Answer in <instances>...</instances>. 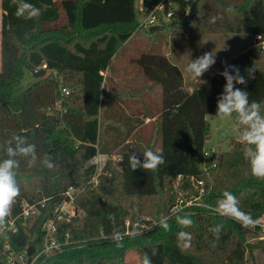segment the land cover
I'll use <instances>...</instances> for the list:
<instances>
[{"label": "trees", "instance_id": "1", "mask_svg": "<svg viewBox=\"0 0 264 264\" xmlns=\"http://www.w3.org/2000/svg\"><path fill=\"white\" fill-rule=\"evenodd\" d=\"M194 1L164 0L163 12L158 11L160 18L173 8L170 2L178 8L170 18L161 19V26L155 31L168 36L189 29L185 27L186 10ZM18 2L49 7L38 18L25 19L16 15L18 5L12 0H1L0 144L14 134L24 135L36 145L39 159L33 167L21 160L17 176L21 195L5 223L7 226L14 218L17 229L0 232V264H7L5 243L18 252L31 245L38 250L51 219L58 225L59 239L65 244L62 250L43 256L36 264H126L125 249L131 248L147 253L152 264H247L246 236L253 230H264L260 222H264V180L250 174L240 139L233 136L228 149L209 152L214 165L204 168L199 156L210 136L207 115L217 112V97L226 83L219 74L226 64L238 66L247 79L246 85L236 87L246 90L250 101H264V67L256 64L255 46L229 56L192 88L187 85L180 65L167 55L144 53L135 60L151 84L137 90L107 92L105 72L110 69L113 57L135 32L148 27L136 18L135 0ZM199 2L203 9L211 5L217 17L225 16V9L230 6L235 8L236 20H226L225 32L253 31L260 35L256 36L255 45L263 44L264 0ZM252 67L254 78L248 79L245 70ZM26 70L32 72L34 80L17 94ZM157 85L162 89V103L153 110L142 100V93ZM62 87L70 89V93H62ZM125 98H139L145 104V108L141 105L134 110L130 105L124 107V112L129 114L125 121L128 125L113 117L120 111L113 104ZM157 113L153 138L144 144L139 132L146 116ZM157 130L161 132L160 151L166 163L156 171L131 170L129 155L135 153L143 162L146 149L156 151ZM116 148L118 152H114ZM99 152L118 154L123 160L109 159L95 185L92 178L96 168L89 162ZM45 155H51L54 169L49 170L39 162ZM0 158H4L3 152ZM179 175L182 179L178 182ZM192 177L195 181L203 180L202 194ZM172 181L179 183L185 195H201V205L178 211L180 215H188L194 221L193 226L182 229L176 223L177 213L171 210L177 194L173 193L172 198L165 200L167 210L157 220L144 218V228L139 230L128 226L131 213L121 199L139 201L155 195L159 189L168 194L169 190L174 191L173 186L166 188ZM29 185L33 190L27 189ZM69 186L78 189L75 205L79 213L63 214L60 218L57 207L65 201ZM225 190L239 199L243 211L259 221L255 228L246 229L233 219L209 210ZM24 200L36 205V214L22 216ZM162 216L170 217L169 230L159 226ZM216 224L224 227L214 246L215 237L209 228ZM113 228L124 234L122 247H117L111 239ZM181 230L192 236L186 249L177 237ZM153 248L157 249L154 256Z\"/></svg>", "mask_w": 264, "mask_h": 264}, {"label": "rangeland", "instance_id": "2", "mask_svg": "<svg viewBox=\"0 0 264 264\" xmlns=\"http://www.w3.org/2000/svg\"><path fill=\"white\" fill-rule=\"evenodd\" d=\"M162 0H135V12L136 18L139 22H147L150 14L156 8H162ZM173 8H178L177 4L170 2ZM216 7L220 6L217 5ZM191 6L186 10L187 14L190 12ZM161 12V11H160ZM157 12V14H160ZM199 15H195L194 20L190 24V28L183 31L179 30L173 32L171 35L163 36L161 32L150 31V25L148 23L145 27V31L135 32L123 45V47L113 57L110 69L106 76L105 87L107 92L110 90H135L149 82V78L145 74L141 65L135 59L144 53H163L167 55L173 62L180 65L183 70L187 85L196 87L198 81H202L208 76L214 67L219 65L229 56L240 53L250 46H255L257 51L256 64L264 67V42L263 44H256L255 40L259 36L253 31L245 33H230L225 32L226 20H232L235 22L236 13H225L222 16L223 19L219 20L218 24L211 23L210 18L217 16V13L212 9L211 5L207 8H202V2L198 4ZM197 12V13H198ZM1 17L2 7L0 0V68H1ZM158 22L152 24L157 25ZM148 30V31H147ZM258 36V37H256ZM216 51V63L206 73H204L199 80H193L186 72V66L190 60H194L197 57L203 55L205 52ZM259 52V53H258ZM130 75V76H128ZM34 80V76L30 70H26L25 76L21 80L17 94H20L26 89L30 83ZM110 82V83H109ZM155 97L153 102H150L153 110L159 107L162 103V89L159 85L155 89ZM160 96H159V94ZM120 102L115 101L113 104L116 108H119L117 115H113L122 124H127L129 114L124 112V107L127 103L132 106V109L138 108L141 105L145 108V104L140 99L125 98L120 99ZM213 114H208L207 119L210 122V136L207 140L204 152H210L213 150H226L228 149L229 141L233 136L236 139H240V131L238 130L234 118H227L225 120L219 119ZM144 129V128H143ZM120 148V147H119ZM118 148L114 149V152H118ZM162 149V136L160 130L156 131V146L155 150ZM204 152L200 154L199 160L202 166L208 164V160L204 158ZM174 189V191H168L163 193L162 189H159L155 195L140 199L139 201L132 200L131 198H122L121 203L124 208L129 210L132 220L128 219V226H134L137 230L144 228L143 219H155L164 211L167 210V204L165 200L172 198V193L176 196V200L179 195H182V190L179 187L177 181L168 182L166 188ZM27 189L33 190L30 185ZM184 191V190H183ZM176 192V193H175ZM117 194L114 193V196ZM172 196V197H171ZM172 200V199H171ZM175 200V203H176ZM174 203V204H175ZM136 206V207H135ZM174 206V205H173ZM262 227H264V222ZM247 242V264H264V230H253L246 236ZM125 263L126 264H142L144 254L139 248L125 249Z\"/></svg>", "mask_w": 264, "mask_h": 264}, {"label": "clouds", "instance_id": "3", "mask_svg": "<svg viewBox=\"0 0 264 264\" xmlns=\"http://www.w3.org/2000/svg\"><path fill=\"white\" fill-rule=\"evenodd\" d=\"M17 4L16 15L25 19L38 18L42 11H47L48 5L42 4L39 8L29 3H19L18 0H12ZM225 11L229 14H235L233 7H228ZM217 19H223L222 16H213L211 23ZM216 63V51L205 52L194 60H190L186 66L187 74L193 80L206 73ZM247 78H254L255 68H248ZM225 80L222 92L217 97L216 116L221 120L234 118L236 126L240 131L241 151L244 159L250 166V174L260 180H264V101L249 100V93L236 85H246L247 79L240 72L236 65H227L219 73ZM0 152H3L4 158H0V232H2L6 218L12 214L13 206L17 198L21 195V186L18 182V170L21 160L26 161L28 167H33L39 159L36 151V145L30 143L28 137L20 134H14L11 139L0 144ZM143 162L137 154L132 153L128 156V166L131 170L143 169L144 171H156L161 165L166 163L162 151H153L151 148L143 152ZM121 157L119 161H122ZM39 162L47 169L52 170L55 164L51 155H45ZM209 210L217 215L233 219L240 223L246 229L255 228L259 221L252 218L250 213L243 211L240 207L239 199L230 191L225 190L222 198L218 199L216 205L209 206ZM179 210H174L176 223L186 229L193 226L194 221L188 215L178 214ZM170 217L162 216L159 220V226L169 230L168 220ZM222 224H216L209 228V231L215 237V243L220 240L223 231ZM179 241L183 242V247H190L192 236L186 231L177 233ZM111 239L117 247H122L124 234L117 228H113ZM157 254V249H152V255ZM142 264H152L151 257L145 253Z\"/></svg>", "mask_w": 264, "mask_h": 264}, {"label": "built area", "instance_id": "4", "mask_svg": "<svg viewBox=\"0 0 264 264\" xmlns=\"http://www.w3.org/2000/svg\"><path fill=\"white\" fill-rule=\"evenodd\" d=\"M172 3V2H171ZM162 8H156L153 10V12L150 14V17L148 19L147 22H144L145 24L148 23V26L161 21L162 20H166L168 18H170L173 14H174V8H170L167 10L166 13H162L161 18L160 16H158L157 12L161 11L163 12L165 5H164V0H162L161 2ZM260 37V35H258ZM43 67H47L46 63L43 64ZM62 93L65 94H69L70 93V89H68L67 87H62L61 89ZM209 152H204V158L207 159L209 162L208 164L204 165V168H208L211 165H214V163L212 164L210 162L209 159ZM120 156L118 154H106V153H97L95 156H93L89 162L90 165L95 166L96 171L95 174L92 178V181L94 182L95 185H97L99 183V175L102 173L104 166L106 165V163L108 162L109 159H114L116 161L119 162L120 160ZM182 179V176L179 175L177 178V181L179 182ZM191 180L194 182V184L196 186L199 187V192L200 194L203 193L204 191V182L203 180H197L195 181L193 179V177L191 178ZM177 182V183H178ZM179 184V183H178ZM182 195L177 198V201L175 203V205L172 207V213H176L174 212V210H183L186 209V207L189 206H194V205H201L202 204V198L201 195L199 194L198 196L191 194V195H185L186 193H183ZM66 199L65 201L59 205L57 207V210L59 211V217L61 218L63 214H69V215H77L79 213L78 209L76 208L75 205V200L76 197L78 195V189L74 186H69L68 189L66 190ZM22 206H23V213L22 216L24 218L29 217L30 215H34L37 213V208L36 205L30 204L29 202H27L26 200H24L22 202ZM3 229H9V230H13L16 231L17 229V225L15 224V219L11 218L9 220V223L7 224V226H4ZM59 227L56 224L55 220L51 219L47 222L46 227H45V234L43 236V242L41 247L37 250L35 248V252L31 257V260L29 255H28V248H26L23 251H16L14 248H12V246L9 243H5L4 246V250L6 253V257H7V264H36V262L42 258L43 256H48L50 254H53L57 251H60L63 249V244H65V242H62L59 239ZM69 234L66 233L65 237L68 238Z\"/></svg>", "mask_w": 264, "mask_h": 264}, {"label": "crops", "instance_id": "5", "mask_svg": "<svg viewBox=\"0 0 264 264\" xmlns=\"http://www.w3.org/2000/svg\"><path fill=\"white\" fill-rule=\"evenodd\" d=\"M179 65V64H178ZM107 74H108V70L105 72V75L107 76ZM128 76H130V75H128ZM186 81V80H185ZM200 81H198V83H199ZM110 83V82H109ZM197 83V84H198ZM148 84H151V81H149V82H147V83H145L143 86H141V87H139L138 89H140V88H143V87H145L146 85H148ZM159 85H157L156 87H158ZM156 87L155 88H153V89H144V92L142 93L143 95L142 96H144L143 97V99L142 100H144V103L145 104H151L150 102H153L154 101V98H156L155 97V89H156ZM190 88H192L191 86H190ZM113 90V89H112ZM111 90V91H112ZM135 90H137V89H135ZM129 91V90H128ZM158 94H159V92H158ZM159 96H160V94H159ZM134 99H139V98H134ZM127 105H129V103H127L126 105H125V107L127 106ZM159 116V114L157 113V114H155V115H153V117H151V116H146V119H145V121H144V123H143V125H142V129H141V131L139 132V138H140V141L141 142H143L144 144H146V143H148L152 138H153V134H154V125H153V121L157 118ZM144 128V129H143ZM132 140V137H129V139H128V141H131Z\"/></svg>", "mask_w": 264, "mask_h": 264}, {"label": "water", "instance_id": "6", "mask_svg": "<svg viewBox=\"0 0 264 264\" xmlns=\"http://www.w3.org/2000/svg\"><path fill=\"white\" fill-rule=\"evenodd\" d=\"M197 12H198V0H195L191 6L190 12L185 17V27L186 28H190V24L192 20L194 19L195 15L197 14ZM160 26H161L160 24L151 25L149 29L150 31H154V30L159 29ZM34 252H35V246L33 245L29 246L28 252H27L30 257L29 260H31V257L34 254Z\"/></svg>", "mask_w": 264, "mask_h": 264}]
</instances>
